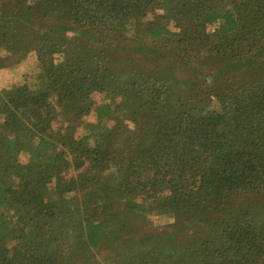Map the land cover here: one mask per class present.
Returning a JSON list of instances; mask_svg holds the SVG:
<instances>
[{
	"label": "trees",
	"instance_id": "trees-1",
	"mask_svg": "<svg viewBox=\"0 0 264 264\" xmlns=\"http://www.w3.org/2000/svg\"><path fill=\"white\" fill-rule=\"evenodd\" d=\"M32 54L0 264H264V0H0V69Z\"/></svg>",
	"mask_w": 264,
	"mask_h": 264
},
{
	"label": "rangeland",
	"instance_id": "rangeland-1",
	"mask_svg": "<svg viewBox=\"0 0 264 264\" xmlns=\"http://www.w3.org/2000/svg\"><path fill=\"white\" fill-rule=\"evenodd\" d=\"M37 72L36 59L33 54L29 55L20 64L0 69V88H7L13 84L20 83L26 76L33 75L35 78ZM97 99L100 101L102 95L97 96ZM86 119L90 120V115L86 116ZM26 159L27 157L23 155L22 160L25 161Z\"/></svg>",
	"mask_w": 264,
	"mask_h": 264
}]
</instances>
